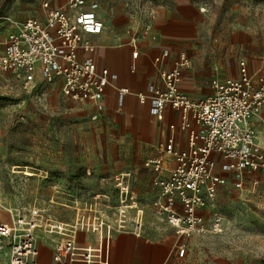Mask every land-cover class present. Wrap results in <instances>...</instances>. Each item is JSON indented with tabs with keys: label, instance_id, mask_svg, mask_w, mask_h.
<instances>
[{
	"label": "rangeland",
	"instance_id": "1",
	"mask_svg": "<svg viewBox=\"0 0 264 264\" xmlns=\"http://www.w3.org/2000/svg\"><path fill=\"white\" fill-rule=\"evenodd\" d=\"M120 1L132 20L131 33L142 29L150 6L165 3ZM208 2L212 10L203 15L197 38L201 50L194 60L200 79L196 90H206V95L213 93L211 79L234 75L241 57L253 65L264 60V0ZM40 12V0H0V34L6 32L4 17L23 21ZM101 12L106 22L112 19L105 5ZM16 82L15 75L0 73V222L40 209L43 222L36 233L42 244L64 237L49 235V224L72 225L77 220L85 223L78 239L84 233L85 240L95 239L97 232L87 233L86 228L99 226L101 220L103 229L111 226L112 233L140 224L142 231L177 236L154 206L159 174L148 163L158 154L157 139H140L137 114L117 112L112 103L97 112L91 103L56 91L42 97ZM257 130L264 147V113L257 118ZM216 202L223 231L177 236L186 245L183 264H264V183L239 189L228 181L221 185ZM69 225H64V233H70ZM7 263L8 251L0 250V264Z\"/></svg>",
	"mask_w": 264,
	"mask_h": 264
},
{
	"label": "built area",
	"instance_id": "2",
	"mask_svg": "<svg viewBox=\"0 0 264 264\" xmlns=\"http://www.w3.org/2000/svg\"><path fill=\"white\" fill-rule=\"evenodd\" d=\"M99 8L97 1L66 0L57 5L56 0H40L41 14L37 16L23 21L4 17L7 33L0 39V73L15 75L23 89L42 97L49 95L50 88L59 86L62 97L92 102L101 111L106 90L117 75L99 68L93 58L97 45L91 36L104 30ZM199 10L208 13L210 7L203 3ZM144 14L142 29L133 30L134 41L145 37L152 28L156 7L150 6ZM137 55L138 51L133 52V58ZM167 56L164 51L155 62L159 64ZM189 66L187 54L180 53L170 68L159 70L148 91L139 94L143 102L150 101L151 113L159 120L169 107L178 111L181 130L188 133L185 148H177L174 138H169L148 163L159 174L154 180L158 189L154 206L178 238L223 231V215L216 210L223 183L232 181L239 189L247 183H264V147L252 123L264 109V66L252 72L246 60H239L237 75L213 79V93L200 99L181 89L183 70ZM117 92L121 106L130 90L120 87ZM166 155L175 164L163 176ZM42 219L41 210L34 208L28 217L18 213L11 222H0V250L8 251V264H39L36 231ZM84 224L79 220L72 225L49 224V235L64 236L52 241L53 264H108L111 226L103 229L105 223L101 220L99 226L86 228L87 233L97 232L99 239V245L91 247L78 242L77 232L84 230ZM64 225L70 226V233H64L68 230ZM135 229L142 227L139 224ZM178 251L182 257L186 245L180 243Z\"/></svg>",
	"mask_w": 264,
	"mask_h": 264
},
{
	"label": "crops",
	"instance_id": "3",
	"mask_svg": "<svg viewBox=\"0 0 264 264\" xmlns=\"http://www.w3.org/2000/svg\"><path fill=\"white\" fill-rule=\"evenodd\" d=\"M65 1L56 0V3L57 5H63ZM89 1L99 2V0ZM164 2V4L156 7V18L146 36L134 41L133 33L129 28L132 26V20L126 15L121 1L100 0L98 15L106 25H104V30L100 35L91 36V39L97 45L93 54L97 66L107 68L111 73L117 75V78L112 80V85L106 90L101 111L106 108L108 103H112L117 112L131 111L137 114L141 120L139 127L140 139L144 142L157 139L155 149L158 154L169 138H174L177 148H185L188 142V133L181 130L180 113L178 111L169 107L165 110L163 119L159 120L151 113L150 101L143 102L139 98V94L148 91L151 80L158 77L161 68H170L179 54L185 52L192 61V66L190 62V66L183 70L181 89L195 99L208 96L206 90L203 92H197L196 90L200 79L195 71L194 60L198 49L201 50L197 45V38L200 36V24L204 19L203 15L210 14L212 10L208 0H165ZM203 3H208L210 7L208 13L200 12L199 6ZM103 5L111 11L112 19H109L108 22L105 21L101 12ZM133 28L131 27V29ZM6 33L7 31L0 34V39H4ZM251 43L254 45L256 39H252ZM135 51H138V55L133 58V52ZM164 51L168 52V56L163 57L161 62L157 64L155 58L162 56ZM241 59L248 62L252 72L258 71L264 66V60L259 65H253L249 58L241 57L239 60ZM238 62L235 74L229 77L237 75ZM208 75L210 76L211 72ZM215 78L222 80L219 75L213 77V79ZM120 87H127L130 90V93L124 97L121 106L118 103L117 92V88ZM53 91L61 95L59 86L49 89V93ZM87 103L93 104L96 108V104ZM101 111L97 110V112ZM263 113L264 109L252 120L258 137L257 118L262 119ZM174 164V159L170 155H166L162 175L166 176L168 170ZM84 235L85 233L79 235V244L91 247L99 245L98 236L93 240H85ZM179 244V239L174 235H158L149 231H142V229H119L112 233L110 239L109 251H107V255L109 252V257L107 256L108 264H183V259L179 256ZM39 249L40 262L42 264H53V243L42 244L39 240ZM73 264L88 263L77 261ZM90 264L106 263L93 262Z\"/></svg>",
	"mask_w": 264,
	"mask_h": 264
},
{
	"label": "bare ground",
	"instance_id": "4",
	"mask_svg": "<svg viewBox=\"0 0 264 264\" xmlns=\"http://www.w3.org/2000/svg\"><path fill=\"white\" fill-rule=\"evenodd\" d=\"M28 170V169H27ZM26 175H28V176H30V175H32V173L31 172H27L26 171V173H25Z\"/></svg>",
	"mask_w": 264,
	"mask_h": 264
}]
</instances>
